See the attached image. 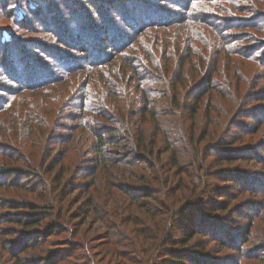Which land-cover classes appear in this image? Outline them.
Instances as JSON below:
<instances>
[{
  "label": "trees",
  "instance_id": "trees-1",
  "mask_svg": "<svg viewBox=\"0 0 264 264\" xmlns=\"http://www.w3.org/2000/svg\"><path fill=\"white\" fill-rule=\"evenodd\" d=\"M155 1L28 0L23 5L36 19L24 20V6L19 0L9 2L13 5V23H28L21 30L37 33L38 27L32 24L37 20L46 33L42 34L45 42L19 35L0 40L1 76L6 79L3 82L15 85L0 84V188L8 192L0 195V264H116V258H121L122 264L129 260L134 264H213L211 252L219 250L234 252L227 264H264V202L257 205L245 201L251 214L239 227L228 223L223 227L215 216L217 210L223 215L229 212L241 194L264 190L260 182L264 176L237 168L264 163L263 154L256 148L264 150V142L253 137L262 126L240 122V118L256 120L250 111L264 96V89L253 91V86L247 92L239 90L244 79L242 57L260 58L259 74L264 78V51L261 57L255 52L262 45L247 44L246 52H237L242 57H233L237 44L231 40L234 35L230 31L242 29L243 39L257 37L264 46V35L257 34L258 29L264 34V9L260 8L264 0H178L177 11L159 12L152 11L157 8ZM225 2L229 8L222 6ZM232 7L237 17L216 16L219 9L230 11ZM260 10L262 13L247 21V12ZM66 50L79 56L66 54ZM72 71H78L75 74L81 82L76 83ZM62 77L70 86L67 82L57 85ZM227 103L231 109L219 112ZM201 111L208 122L198 129ZM64 115L76 124L59 125ZM39 119L44 120V126L38 125L33 141L32 134L26 137V131ZM170 119L178 122L166 121ZM82 134L93 139L85 149H76L77 156L76 151L70 156L72 166L61 164L60 171H55L50 165L55 157L50 141L61 144L63 162V144ZM207 137L212 138L208 143L204 140ZM122 142L124 155L114 156L118 152L111 146ZM82 150L92 152L90 161L96 168L82 165ZM122 159L125 168L142 172L143 182L119 183L116 189L124 199L110 206L115 183L109 174L114 178L113 169L121 168ZM215 165L220 167L215 170ZM76 171H82L81 181H75L80 176ZM31 173L39 185L29 190L21 178L29 179ZM211 173L224 182L237 183V192L218 186L211 189L214 197L207 195L209 185L204 176ZM190 182L193 186L186 193ZM22 193L27 197L32 194L31 199ZM102 194L104 210L98 208ZM165 200L175 206L177 214L197 209V204L208 213H199L198 224L189 223L184 231L179 228L176 238L168 232L171 225H178L164 217L148 231L147 218H155L150 216L149 206L156 202L164 208ZM70 202L78 203V216L98 218L100 212L104 220L109 215L114 217L112 223L106 220L113 229L107 240L128 246L136 257H124L123 249L117 248L108 254L97 253L90 239L82 244L71 238L69 223L59 216V210ZM135 210L140 216H148L137 219ZM256 218L262 219L260 237L255 232ZM58 242L61 247L54 249ZM81 249L84 251L78 253Z\"/></svg>",
  "mask_w": 264,
  "mask_h": 264
},
{
  "label": "rangeland",
  "instance_id": "rangeland-1",
  "mask_svg": "<svg viewBox=\"0 0 264 264\" xmlns=\"http://www.w3.org/2000/svg\"><path fill=\"white\" fill-rule=\"evenodd\" d=\"M16 2L18 0H15ZM26 1L28 0H19V3H21V5L25 4ZM154 1V0H153ZM9 2H13V0H0V40H8L9 38L11 39L12 37H25L26 39H36V40H39V41H44L43 37H42V34L46 33V32H43L45 31L43 28H45L44 26L40 25L37 22V20H35V22L33 24V26L35 27H38V30H37V33L36 32H27V30H21L22 28L21 27H24V26H27L28 23H26L25 21H23V23L25 24H20L21 26H18L16 25L15 23H13V21L10 19V17L12 16V11H11V7H13V5L9 4ZM35 2V0H34ZM179 1L178 0H156L155 2H153L155 4V6L157 5V8L153 9L152 11H165V10H175L177 11L179 9V7L177 6L176 3H178ZM18 3V4H19ZM24 6V9L26 10L27 12V16H25L23 18V20L27 17L28 19H31V18H34V14L32 15H29L28 14V8ZM222 6H226L227 8L228 7V3L225 2V5L222 4ZM261 9H264V6H261L260 7ZM14 9H16L14 7ZM8 12H7V11ZM263 10H260L258 11V13H249L247 12V21L251 22V18H254L256 17V15L262 13ZM14 12V11H13ZM8 13V14H7ZM111 13V12H110ZM236 10L232 7L230 9V11H225L224 9H219L218 10V14L216 15L217 17H219V19H222V18H226L227 16H230V17H237L236 16ZM239 13V12H238ZM94 14V13H93ZM91 14V15H93ZM112 14V17L115 18L116 16H114L115 14L114 13H111ZM161 14V12H160ZM240 14V13H239ZM66 16V12L63 13V16ZM227 15V16H226ZM36 19V18H34ZM39 20V19H38ZM74 24V22H73ZM237 29V28H235ZM41 31V36H40V32L38 31ZM54 30V29H53ZM231 33L234 35V37L231 38L232 41H235V44H237V47L234 46L235 50L234 51V55L233 57L235 56H238V57H242V56H239L237 54L238 53H242V52H246V50L244 49V47L248 44V45H254V44H257V45H262V48L261 50L258 49L259 51L255 52L256 53H260V55L262 54L261 57H263V51H264V46L263 44H259L260 42L262 41H259L257 40V37H255V40L253 39V37H250V38H247V39H243L242 37V33L240 31H243L242 29H237L233 32V30H230ZM258 36L259 35H264L262 34L261 30L258 29V32H257ZM19 35V36H18ZM246 37V36H244ZM248 37V36H247ZM45 42V41H44ZM66 54H74V56H79L78 52H74V51H71V50H66L65 52ZM260 58H255L254 60L252 58H246L244 59L242 57V62L240 64V69H241V73L243 74L244 76V79L241 81V86H240V91H243V92H247L248 91V87L249 88H252L253 91H261L262 89H264V78L261 77V75L259 74L260 71L262 70H259L260 68V64H258V60ZM75 62H77V60H75ZM1 68H0V84L1 83H4L5 85H8L10 87H15L14 83L13 82H3L6 81V79H3L2 78V74H1ZM73 72V73H72ZM71 75H75L74 77H77V75L75 74L76 72L78 71H72ZM84 73V72H82ZM226 73H227V70H226ZM103 75V74H102ZM104 76V75H103ZM97 77L99 78V82L100 84L102 83L103 79L101 77H99V75H97ZM63 79L60 80L58 82V86H63V84H65L66 82L69 84L70 86V83L68 81H66L64 79V77H62ZM253 81H256L257 83H259L257 86H256V82H253ZM78 82H81V77H77L76 78V83ZM7 83V84H6ZM103 85V84H101ZM105 86V85H104ZM75 86L72 85V88H74ZM79 91V88H77L75 91H74V94L75 92H78ZM31 93V92H29ZM72 93V92H71ZM72 96V95H71ZM34 100L36 102H39V99H38V95H35L34 97ZM259 98H261V100H258L255 104V107H253L252 112L251 114L256 117V120L254 121L253 119L251 118H240V122L242 123L243 121L247 122V124H251V123H256V125L254 126L255 128L257 127V124L261 125V129L259 131V133L255 134L253 137L256 141H259V143H262L264 142V96H260ZM15 101H18L17 99ZM99 102H100V99H99ZM70 103V102H69ZM69 103L64 106L66 109V111H68L69 109L67 107H69ZM222 103H225L224 101H222ZM230 103H227V104H222L221 107H219V112H227L229 111V109H231V107L229 106ZM251 104H253V102H251ZM61 105L63 106V101L61 102ZM253 106V105H252ZM258 109V110H257ZM215 115L217 117H220L218 115V112L215 113ZM224 116V115H223ZM71 118L70 116H62L61 119H59L60 122H58L59 125H63L64 124H73L75 125L76 123L75 122H72L71 121ZM197 124H198V129H200L202 126L205 125V122L207 120V117H206V114L204 111H201L198 116H197ZM222 118V117H221ZM220 118V119H221ZM215 122L218 123V120L216 119V117L214 118ZM167 122L169 123H177L178 122V119L177 120H166ZM38 122V123H37ZM36 126H33V128H31V130H27L26 131V137L30 136L32 134V140L34 141V137H33V132H35L36 128L38 127L39 124H42L44 126V120L42 119H39L38 121H34L33 122ZM75 123V124H74ZM72 125V126H73ZM213 127H215V125L213 124ZM210 128H212V126H210ZM57 131V133H61V129L60 128H56L55 129ZM220 130V127L217 128V131ZM199 131V130H197ZM32 132V133H31ZM78 134L82 133V130L79 129L77 131ZM201 134H204V131L202 130ZM212 137V136H211ZM93 139V137L89 138V134H85V135H79L78 137H75L74 140L72 141H68L66 142L65 144H63V146L65 147V154H66V157H65V160L60 161V156L61 154L59 153V150L62 148L61 144H58L54 139L50 141L51 143V146L52 147V151L54 152L55 154V157L52 161H50V165L55 169V171L59 172L60 171V165H65V164H70L71 165V161H70V156H72V154L75 152L76 156L78 155V151L76 149H82L81 147H83L85 149V145L88 144L90 142V140ZM211 140L212 138H206L204 139L205 142L208 143L209 140ZM215 139V138H214ZM79 146V147H78ZM78 147V148H77ZM113 147V149H115L118 153L117 154H114V156H117V157H120L122 155H124L125 153V146H124V142H122V144H119L117 146H111ZM258 151H260L262 154H263V158H264V150L262 147L260 146H257L256 147ZM94 148H91V150L93 151ZM83 151V155H84V160H83V163L82 165L83 166H86V165H89L91 166L92 163H91V159L93 160L92 156V152H89V153H86L85 150H82ZM44 155V158L46 157V150H45V154ZM210 159H212V156H209ZM185 160H190V156H185L184 158ZM214 160V158L212 159ZM81 160L78 161V164H80ZM124 160H120V167L121 168H117L115 167L113 169V171L115 172V176L114 178L112 177L111 174H109V178L111 179V181H113L115 184H112V188H114V191H115V198H112V200L109 201L108 204L113 205V204H116L118 205V203L120 202V200H123L124 199V195L122 194V192H120L118 189H116V186L121 183L122 181L124 182H133V183H138V184H141L143 182L142 180V172L138 169L135 168L136 172H134V168L131 170L130 168H125V164H123ZM95 163V161H94ZM111 169H112V165L109 163ZM228 165V164H227ZM227 165H224V166H227ZM72 166V165H71ZM220 166L219 165H215V170L218 169ZM92 168H96L95 165H92ZM238 169H241L242 171H250V172H256V174L258 175H262L264 176V163H251V164H243L242 167H237ZM43 172V169L41 170ZM102 168L99 167L98 168V172L100 174H102ZM80 176H78V178L75 180L77 182L78 181H81V172L82 171H76ZM33 173V172H32ZM31 173V176H29V179H26V178H21L23 180H25V184H28L27 187L29 190H32V189H37L39 183L36 182L35 180H33L34 178V175ZM45 172H43L44 174ZM56 173V172H55ZM20 175V174H19ZM47 175V174H45ZM48 176V175H47ZM205 177V180H206V183H208L209 185V188L207 189V195H210L212 196L211 194V189H215V187H218V186H226L228 189V191H234V192H237L236 191V187H237V183L235 182H224L223 180H221L220 178H217L216 175L214 174H206ZM188 180V179H187ZM260 182H263L264 183V178H261L260 179ZM193 186L192 182H190L187 186V188L185 189V192L186 193H189L190 192V187ZM3 187V186H2ZM204 188V187H202ZM160 191V189L158 190ZM104 192V191H103ZM7 191L5 189H2L0 188V195H3V196H6L7 195ZM159 194H161L163 196V192H159ZM180 195V192L178 193ZM22 196L24 197H27V194L25 193H22L21 194ZM30 195L32 194H29V196L27 197V200L28 199H31ZM104 195H105V192H104ZM103 194L98 196V202L101 206H99L98 204V208H100L101 210H104L103 205L105 202H103L105 200V196ZM205 195V196H207ZM179 197V196H178ZM214 197V196H212ZM4 198V197H3ZM2 199V198H1ZM182 199V198H181ZM108 200V199H107ZM116 200H119V201H116ZM248 202V203H256L257 205H259V203L262 205V203L264 202V190L263 191H256V193L254 194H249V193H244V194H241V196L239 197V199L237 200H234L233 201V205L231 206L229 212L227 211L226 214L223 215V213L220 211V210H217V212L215 213V216H217L218 218H220V220L222 221V224H224L223 227L226 226V224L228 226L230 225H237L239 227L240 223H243V222H246L247 218H244V217H247L248 215L251 214L249 208H247L244 204V202ZM156 203V202H155ZM153 202V205L152 207L149 206V211H150V216L154 215L155 218H147L148 219V223L150 224V230H153V228H155V223H156V220L157 219H162L163 217L169 221H172L174 222V224L176 223L178 226H175V228L172 226V228H170V231L168 232V234H172L176 237H178L180 235V232H179V228L184 231L188 226H189V223H196L198 224L199 222V213L202 211L204 213H208L207 209H205L204 207L201 208L198 204L196 205L197 206V209L196 208H192L191 210H188V213L187 211L185 212H180L179 214L178 211L176 209H174L175 206H171L170 204H168L166 202V200L163 202V207H159V206H156ZM78 203L75 204V202H70V203H65L63 208L59 210V216L61 215L62 218L67 221L69 223V230L71 232V238L72 236L76 237V240L78 239L79 242H81L82 244L85 242L84 240H88L90 239L92 241L93 244L96 245V248L98 250L97 253H102V254H108V251L110 249H114L117 248V249H123V255L124 257H127V255H129L130 257H133L132 254H134L130 249L128 250V246H119L118 244H114L113 242L114 241H110V239L107 240V234L108 232L110 231V229H112L110 223H112V221L114 220H111V219H114L111 218V216H106V220H110V223L106 225V220L102 219V214L99 212V217L98 218H94L93 215H90L89 217L87 218H84V216H78L79 214V211H78ZM193 207H195V205H193ZM168 208V210H167ZM200 208V209H199ZM238 209V212L235 211V209ZM107 209H111V208H107ZM263 210H264V207H263ZM262 210V211H263ZM100 211V210H99ZM147 211V210H146ZM113 211H111L110 213L112 214ZM168 212V214H167ZM137 213H139L138 210H135L134 211V215L137 216V219H139L140 217H145V216H148V213H145L143 214L142 216L138 215ZM191 213V214H189ZM221 216H224V217H221ZM216 217V218H217ZM264 217V215L262 216ZM61 220V218H59ZM231 219V220H230ZM154 220V221H152ZM166 222V221H165ZM114 223V222H113ZM256 223H257V227L255 228V232L257 234L258 237H260L263 233H262V230H261V223H262V219L260 218H256ZM235 226V227H237ZM72 228L74 229V234L73 231H72ZM175 229V230H174ZM113 231V229H112ZM220 231V230H219ZM218 231V232H219ZM222 231V230H221ZM179 232V233H178ZM221 234V233H220ZM223 235V234H221ZM63 235L59 236V237H63ZM75 239V238H74ZM59 244H56V246H54V249H58L59 247H61V242H58ZM254 243H259L257 240H255ZM253 243V244H254ZM126 250H127V253H126ZM84 250L81 249V250H77L78 253L80 252H83ZM106 251V252H105ZM118 251V250H117ZM218 251V250H217ZM220 252H211V259L212 260H215V262L213 264H227L229 263L230 261H232V258L233 256L235 255L234 252L232 251H228V250H219ZM261 252V251H259ZM257 252V253H259ZM93 253V252H92ZM111 257V256H109ZM136 255L133 257L135 258ZM108 258V256H107ZM113 258V257H112ZM140 258V256H139ZM138 258V259H139ZM96 260V259H95ZM116 260H118V262L116 264H122L121 263V258H116ZM248 263H252L251 261H248ZM101 264H107L106 262H101ZM123 264H134L131 260L129 261H126V262H123Z\"/></svg>",
  "mask_w": 264,
  "mask_h": 264
}]
</instances>
